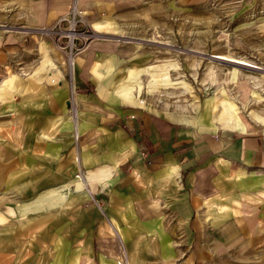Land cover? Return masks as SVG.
<instances>
[{"label":"crops","instance_id":"obj_1","mask_svg":"<svg viewBox=\"0 0 264 264\" xmlns=\"http://www.w3.org/2000/svg\"><path fill=\"white\" fill-rule=\"evenodd\" d=\"M114 45L92 43L86 61ZM53 67L43 60L29 78L13 77L4 98L14 134L7 147L17 154L9 189L31 196L16 211L41 220L36 242L58 244V251L68 242L76 259L90 243L98 264H121L122 256L128 264H176L195 253L210 264L225 260L227 244L235 250L246 244L264 264V127L211 118V130L177 127L136 103L117 114L78 116L66 99L93 83L75 79L70 94ZM133 81L128 74L117 93L97 91L98 97L128 100Z\"/></svg>","mask_w":264,"mask_h":264},{"label":"rangeland","instance_id":"obj_2","mask_svg":"<svg viewBox=\"0 0 264 264\" xmlns=\"http://www.w3.org/2000/svg\"><path fill=\"white\" fill-rule=\"evenodd\" d=\"M103 21L106 26L96 28V23ZM71 29L73 37L68 34ZM94 42L115 45L96 51L87 62L85 52ZM1 54L0 264H98L91 257L90 243L82 244L85 249L76 259L68 242L60 251L55 250L58 244L36 242L43 231L39 219L16 211L31 201V196L9 189L17 154L7 147L14 134L10 133L11 117L4 111V98L11 90L10 79L29 78L43 60L62 72L70 94L75 91L71 89L75 79L93 83V88L81 89L66 99L78 116L101 115L109 109L117 114L136 103L150 113L171 117L177 127L206 125L211 130L214 125L209 118L217 123L212 102L222 95L234 102L235 115L242 119L240 127H264V70H240L212 59L213 55L242 57L264 69V0H0ZM128 74L134 80L128 100L98 97V92L104 97L117 93ZM52 75L50 72L46 78ZM56 83L50 79V84ZM247 85L253 89L243 99ZM204 111L209 113L207 119ZM120 122L124 125L123 119ZM145 160L151 164L147 156ZM15 180L21 181L14 178L12 182ZM72 231L66 228L67 234ZM226 246L225 260L216 257L210 264H259L250 245L244 244V249L239 245L236 250ZM212 254L209 251V256ZM200 257L195 253L193 259L183 257L176 264H204ZM122 258L120 263L128 264Z\"/></svg>","mask_w":264,"mask_h":264},{"label":"bare ground","instance_id":"obj_3","mask_svg":"<svg viewBox=\"0 0 264 264\" xmlns=\"http://www.w3.org/2000/svg\"><path fill=\"white\" fill-rule=\"evenodd\" d=\"M96 28H102L106 26L105 21L96 23ZM68 34L70 37H73L75 35V32L71 29L69 30ZM212 59L224 63L226 65L232 66L234 68L245 70V71H263V67L257 65L256 63L249 61L248 59L242 58V57H234L230 55H213ZM74 68V60H71V69ZM235 73H232V78L235 77ZM246 85V84H245ZM245 90H243L242 98L247 99L248 97L245 96L248 92L251 93L253 87L250 86H244ZM222 92V91H221ZM214 95V94H213ZM222 95H217L214 102H212V109L215 112L213 120L215 122H221V123H227L236 127H239L242 119H240V116H236V106L234 105V102L227 101L226 99L221 98ZM228 106V107H227ZM244 121V120H243ZM254 122V121H253Z\"/></svg>","mask_w":264,"mask_h":264},{"label":"built area","instance_id":"obj_4","mask_svg":"<svg viewBox=\"0 0 264 264\" xmlns=\"http://www.w3.org/2000/svg\"><path fill=\"white\" fill-rule=\"evenodd\" d=\"M62 20H64L63 18H60V21H62ZM58 22H59V20H58ZM147 156V154L146 153H144V157H146ZM147 159H148V157H147Z\"/></svg>","mask_w":264,"mask_h":264}]
</instances>
